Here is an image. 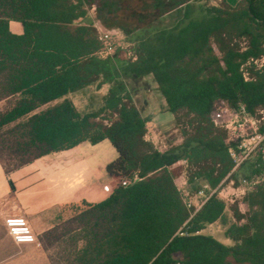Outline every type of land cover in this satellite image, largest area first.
<instances>
[{"label": "trees", "instance_id": "16d2710c", "mask_svg": "<svg viewBox=\"0 0 264 264\" xmlns=\"http://www.w3.org/2000/svg\"><path fill=\"white\" fill-rule=\"evenodd\" d=\"M95 22L120 29L134 59L98 57ZM263 54L264 0H0V163L8 173L82 141L110 142L106 173L136 179L72 206L67 222L83 231L85 264H264V153L233 170L235 144L212 121L217 111L264 108V72L250 64L244 80L240 69ZM146 75L179 142L156 147L144 137L149 119L127 81ZM92 84L109 87L98 108L80 112L66 96ZM179 160L186 190L207 196L193 213L175 183ZM241 178L248 187L227 222L225 202L209 193ZM216 221L231 244L201 233Z\"/></svg>", "mask_w": 264, "mask_h": 264}, {"label": "crops", "instance_id": "0c3cea01", "mask_svg": "<svg viewBox=\"0 0 264 264\" xmlns=\"http://www.w3.org/2000/svg\"><path fill=\"white\" fill-rule=\"evenodd\" d=\"M226 1L230 5H235L239 0ZM92 9L89 12L90 17L94 16V12L91 13ZM8 26L12 33H22L19 22L10 20ZM146 77L152 78L151 75H146L143 79ZM153 86L156 89V83ZM108 87V84H102L100 87L92 84L69 93L66 97L75 104L80 112H88L101 105V99L106 94ZM92 94L99 96L97 102L99 104L96 108L92 106L90 101ZM158 96L159 108L154 110L153 107V112L146 115L149 121L146 123L144 137L155 146H162L167 142H179L180 138L174 126L173 116L170 114L172 119L167 121L164 99L159 92ZM81 103L83 106L80 109L78 104ZM151 124L157 125L158 130H152ZM161 132L173 133L174 140L163 142ZM104 140L96 144L88 142L91 145H87V141H82L72 148L51 152L36 158L8 173L4 172L0 163V225L3 226V219L6 216H24L38 239L51 229L56 228L55 231L58 230L61 223L71 216L69 212L71 206L78 205L82 201L98 203L104 200L108 194L103 190V186H111L113 180V177L106 173L105 167L108 162L116 157L113 147L115 156L111 154L100 156L99 152L94 149ZM180 165L185 166V162L179 160L172 167L175 168ZM184 171L182 167L178 177L185 180ZM205 228L201 231L202 234ZM2 236L10 242L8 234L3 235L1 232L0 237ZM17 245H19L20 250L32 252L42 250L33 246L32 243Z\"/></svg>", "mask_w": 264, "mask_h": 264}, {"label": "rangeland", "instance_id": "374dc122", "mask_svg": "<svg viewBox=\"0 0 264 264\" xmlns=\"http://www.w3.org/2000/svg\"><path fill=\"white\" fill-rule=\"evenodd\" d=\"M91 13H93V9L91 10ZM116 29L118 36L115 39V49L113 54H116L118 57L122 58L128 57L127 51H130L129 44L126 42L123 32L118 28ZM153 85H155V82L151 77H146L145 79L141 78L140 80L135 82H132L130 80L127 81V87L132 93V99L144 116L153 112V107L154 110H157V108H159L158 92ZM90 101L92 102V106L96 108L99 104L97 103L99 101L98 94H92V96H90ZM4 105V102H0V108L4 107ZM78 106L81 109L83 103L78 104ZM44 107L46 106H43L40 109ZM165 116L167 121L172 119L170 113L167 111L165 112ZM150 128L156 131L159 127L157 125L155 126L154 124H151ZM161 138L163 142L174 140V134L169 132H161ZM87 145L91 144L87 142ZM94 149L99 152L100 156H108L109 154L115 156V152L108 140H104ZM182 167L183 170L187 168L186 165H180L176 167V172H178V174L179 170H181ZM184 173L186 175L185 171ZM178 174L175 177V181L177 185H181V179L178 177ZM119 181L120 179L113 178L111 186L115 187L119 183ZM218 197L223 199V201L225 202L226 209L224 216L225 220L229 222L231 221L230 206L241 197L236 198L231 202L225 200V198H222L221 196ZM203 199L204 198L200 195L194 196L195 202H198L199 200L201 201ZM69 212L71 213L70 215H73L75 212H77V209L71 206L69 208ZM67 220L62 222L60 228L53 232L51 235L46 237L43 236L42 238L38 239L36 238V242L32 244L33 246L42 249L39 252L20 250L18 248L19 245L15 244L10 237V242L3 238L4 236L0 237V264H85V261L83 260V249L85 245V242L83 240V231H71L74 223H69L67 222ZM225 227L226 226H224L221 221H216L212 224L207 225L205 231H203V234L207 235L209 233L218 241L224 244H231L232 242L224 237L223 233ZM1 232L3 233V235L7 234L4 226L2 225H0V233Z\"/></svg>", "mask_w": 264, "mask_h": 264}, {"label": "built area", "instance_id": "2783aa9c", "mask_svg": "<svg viewBox=\"0 0 264 264\" xmlns=\"http://www.w3.org/2000/svg\"><path fill=\"white\" fill-rule=\"evenodd\" d=\"M94 26L97 30L101 41V48L96 52L98 57H106L112 55L115 49V39L118 36L116 28H106L101 23L95 22ZM128 57L134 59L131 51H127ZM252 64L255 70L264 72V54L258 58H250L246 63L241 65L242 76L244 80L250 79L248 66ZM212 121L215 125L223 128L226 131V141L235 144V147L230 146L229 155L233 159V170L243 161L250 158L255 151L264 153V130H260V125L264 122V108L256 109L254 114L248 113H228L214 112ZM165 146V145H162ZM156 146V147H162ZM136 179V175L132 179L121 178L120 185H128ZM181 193L182 200L185 206L195 212L207 198L203 191H198L196 194H190L185 188V180L181 179V185H177ZM248 187L246 179L241 178L235 183L232 179L228 181L225 189H214L209 194L217 191V195L225 198L227 201H233L236 198L242 197ZM114 187L104 185L103 190L109 195ZM195 195H200L204 199L198 202L194 200ZM3 226L6 233L15 244H31L36 242V237L24 216L10 215L3 219Z\"/></svg>", "mask_w": 264, "mask_h": 264}]
</instances>
